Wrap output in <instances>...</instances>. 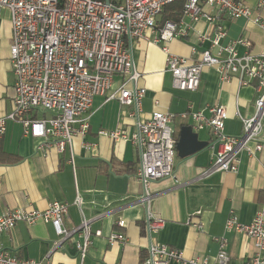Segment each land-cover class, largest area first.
Listing matches in <instances>:
<instances>
[{
	"label": "crops",
	"instance_id": "crops-1",
	"mask_svg": "<svg viewBox=\"0 0 264 264\" xmlns=\"http://www.w3.org/2000/svg\"><path fill=\"white\" fill-rule=\"evenodd\" d=\"M254 9L251 19L230 20L223 24L227 37L223 44L240 39L251 43L250 51L264 53V30L256 18L264 20V9L257 10V0H246ZM172 16H174L172 14ZM162 15L158 26H162ZM187 25L186 35L176 37L167 45L170 55L196 60L197 52L206 50L213 30L204 19L191 22L181 15L168 21H182ZM156 32L131 42L137 70L142 74L139 85L146 89L142 103L141 120L160 110L175 116L172 127L176 139L183 126L195 125L181 114L193 106L196 112L210 117L209 109L223 106L228 112L225 134L238 137L243 126L237 114L249 116L259 97V83L251 81L241 86L238 79L223 83L214 68H206L197 91H180L173 87V77L166 70L168 54L165 44L156 43ZM12 24L8 10L0 18V119L13 111L15 76L11 63ZM239 54L246 48L239 46ZM116 77L113 90L107 96L94 98L89 112L87 134L79 135L63 153L56 148L41 152L38 140L25 136L21 123L7 120L6 131L0 135V216L16 209L43 211L52 202L66 203L68 216L64 228L79 227L83 216L92 220V244L84 257L74 241L59 243L53 225L40 221L33 226L19 222L14 229L0 235L1 246L13 256L24 260H50L52 264H142L148 255L149 240L146 219L152 213L165 221L155 240L180 251L186 260L199 259L217 264L219 245L216 239L227 240L229 264H247L255 256L254 241L238 232H226L229 216L236 215L243 224H250L264 207V149L249 156L244 153L236 173L219 172L202 177L213 162L218 145L213 146L210 130L195 131L199 139L209 142L202 152L175 163L172 178L152 185L149 206L140 202L144 188L136 173L140 164L138 148L130 140H114L101 132L111 133L127 129L135 131L136 119L129 117L130 107L108 100L122 82ZM77 198L82 209L75 205ZM120 222L125 226L121 227ZM200 225L194 227L193 225ZM101 232V236H96ZM112 234H122L125 243L110 244ZM171 264H177L175 261Z\"/></svg>",
	"mask_w": 264,
	"mask_h": 264
},
{
	"label": "built area",
	"instance_id": "built-area-1",
	"mask_svg": "<svg viewBox=\"0 0 264 264\" xmlns=\"http://www.w3.org/2000/svg\"><path fill=\"white\" fill-rule=\"evenodd\" d=\"M246 0H0V18L8 10L12 24L10 57L15 76L13 111L0 119V135L6 131V122L21 123L24 135L38 140L37 150L46 152L56 148L63 153L69 143L85 135L90 127L89 112L94 98L107 96L114 88L116 77L122 82L108 100H116L123 107L133 108L129 117L136 119L133 133L127 129L101 134L114 140H130L140 153L136 176L144 188L140 202L149 206L151 188L156 182L172 178L175 166L176 143L172 127L175 116L155 110L146 120H141L142 103L146 89L139 85L142 74L134 62L131 42L156 32V43L165 44L168 54L166 70L173 77V87L180 91H197L204 69L214 68L223 83L237 78L241 86L253 80L259 83V97L254 103L255 112L249 116L237 114L243 130L238 137L225 134L228 112L223 106L209 109L210 117L188 107L183 119L190 117L193 129L210 130L217 154L202 177L219 172L238 171L244 153L253 156L264 149V53L250 51L246 39L223 44L227 30L223 24L230 20L251 19L254 9ZM256 9H264V0H257ZM175 2L183 3V18L191 22L204 19L213 30L206 50L196 53V60L170 55L167 45L174 38L186 35L187 25L182 21H166L158 26L164 8ZM264 30V20L256 18ZM246 48L239 54L237 48ZM75 205L82 209L77 198ZM66 203L52 202L43 211L16 209L0 216V235L10 232L19 222L33 226L40 221L53 225L59 243L76 241V249L84 257L92 244V220L85 216L78 228H64L68 216ZM121 227L125 226L120 222ZM165 221L148 213L146 235L149 240L148 255L142 264H207L199 259L186 260L182 253L154 238L163 229ZM200 227V225H193ZM226 232H238L251 238L256 247L255 256L247 264H264V207L250 224H243L232 214L226 220ZM101 236V232H96ZM110 244L125 243L122 234H112ZM219 251L217 264H229L227 240L216 239ZM0 264H52L50 260H24L13 256L0 244Z\"/></svg>",
	"mask_w": 264,
	"mask_h": 264
},
{
	"label": "water",
	"instance_id": "water-1",
	"mask_svg": "<svg viewBox=\"0 0 264 264\" xmlns=\"http://www.w3.org/2000/svg\"><path fill=\"white\" fill-rule=\"evenodd\" d=\"M198 137V133L194 132L192 126L181 128L176 143V153L180 160H186L209 147V142L201 141Z\"/></svg>",
	"mask_w": 264,
	"mask_h": 264
},
{
	"label": "trees",
	"instance_id": "trees-1",
	"mask_svg": "<svg viewBox=\"0 0 264 264\" xmlns=\"http://www.w3.org/2000/svg\"><path fill=\"white\" fill-rule=\"evenodd\" d=\"M182 8H183L182 2H178V3L175 2L173 4L167 5L163 10L162 22L165 23L170 19H176L177 17H179L181 15ZM172 14L174 16H172Z\"/></svg>",
	"mask_w": 264,
	"mask_h": 264
},
{
	"label": "rangeland",
	"instance_id": "rangeland-1",
	"mask_svg": "<svg viewBox=\"0 0 264 264\" xmlns=\"http://www.w3.org/2000/svg\"><path fill=\"white\" fill-rule=\"evenodd\" d=\"M181 161L178 157L175 159V163Z\"/></svg>",
	"mask_w": 264,
	"mask_h": 264
}]
</instances>
